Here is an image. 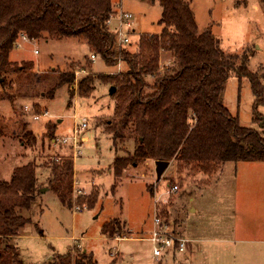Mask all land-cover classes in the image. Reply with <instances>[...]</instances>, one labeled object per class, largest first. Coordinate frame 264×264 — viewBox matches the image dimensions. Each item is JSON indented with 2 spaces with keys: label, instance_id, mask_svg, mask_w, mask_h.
I'll return each instance as SVG.
<instances>
[{
  "label": "rangeland",
  "instance_id": "obj_1",
  "mask_svg": "<svg viewBox=\"0 0 264 264\" xmlns=\"http://www.w3.org/2000/svg\"><path fill=\"white\" fill-rule=\"evenodd\" d=\"M186 1L200 31H211L236 66L246 65L264 84V0ZM113 2L116 7L122 3L124 10L133 15L129 52L138 50L143 34H160L162 9L158 0ZM93 54L83 38L45 35L36 41L19 40L10 60L32 63L33 68L22 75L7 76L5 88L0 82V97L3 94L14 98L13 102L0 99V180L10 181L15 169L29 162L39 166L41 195L24 213L32 222L15 239L23 263L48 264L56 254L71 251L74 257L83 251L91 254L97 264H264V243H260L264 236L256 228L264 225V219L260 213L256 218L249 212L251 207L256 212L262 210L247 201L238 202L237 163H225L215 174L206 176L191 169L180 173L172 161L158 181L155 162L149 160L129 166L116 179L114 160L133 151V136L122 129V139L115 145L109 133L110 127H118L114 123L116 101L110 93V83L96 79L95 89L87 97L80 94L83 78L116 75L111 72L118 63L113 69L107 68L100 58L94 63ZM170 62L171 55L162 53L161 66ZM72 71L77 77L74 84L58 89L54 98L42 95L62 73ZM38 90L40 94L36 96ZM255 100L249 79L233 73L225 85L222 102L242 126L264 135V106L257 110L263 120L256 121ZM37 115L40 117L35 120ZM83 123L88 127L78 133V153L72 138L76 127ZM52 130L55 139L47 136ZM26 131L34 133L36 145L25 140ZM63 139L69 143L63 144ZM60 158L75 162V203L70 207L53 192L51 169L46 167ZM149 186H153V193ZM174 186L178 190L172 191ZM94 193L98 194L94 207L78 204L81 198ZM155 218L161 219L170 233L190 241L187 254L154 257L153 245L146 239L155 228ZM114 219L127 233L122 238L108 239L102 235L101 227ZM243 226H254V231L246 232Z\"/></svg>",
  "mask_w": 264,
  "mask_h": 264
},
{
  "label": "trees",
  "instance_id": "obj_2",
  "mask_svg": "<svg viewBox=\"0 0 264 264\" xmlns=\"http://www.w3.org/2000/svg\"><path fill=\"white\" fill-rule=\"evenodd\" d=\"M162 9L160 34H143L138 50H123L125 65L116 75L87 76L79 83L81 96L95 89L96 79L116 88L114 123L110 127L115 145L122 139L121 130L133 136V151L116 157L113 173L120 179L129 166L145 161H175L178 169L194 170L206 176L215 174L228 162H264V135L241 125L222 102V94L233 73L247 77L256 98V121H262L258 107L264 106V84L248 70L237 67L234 59L221 49L211 31H200L186 0H158ZM116 13L113 0H0V82L5 88L7 76H18L33 68L32 63L11 62L10 56L22 34L30 41L50 38H83L93 55L107 68H115L118 52L116 36L107 20ZM162 53L171 55L169 65L161 66ZM76 71L62 73L43 92L54 98L58 89L76 81ZM39 80V85H40ZM50 93V96H49ZM40 94L38 90L36 96ZM9 99L13 102L12 96ZM27 127V126H26ZM25 131V126L23 127ZM55 139L54 131L47 135ZM25 140L32 146L37 138L26 131ZM38 165L29 162L15 169L10 181L0 180V264H24L15 239L32 222L29 212L41 195ZM51 188L68 207L72 204L74 162L71 158L53 159ZM116 189V184L113 186ZM153 186L149 190L153 193ZM83 199V200H82ZM98 203V194L79 200L85 208ZM105 234L122 238L126 232L118 219L107 222ZM127 233V232H126ZM48 264H97L86 252L71 251L54 255Z\"/></svg>",
  "mask_w": 264,
  "mask_h": 264
},
{
  "label": "built area",
  "instance_id": "obj_3",
  "mask_svg": "<svg viewBox=\"0 0 264 264\" xmlns=\"http://www.w3.org/2000/svg\"><path fill=\"white\" fill-rule=\"evenodd\" d=\"M122 5L123 4L120 3L116 7V13L107 20V26L116 36L115 49L118 52L116 64L118 63L119 65H117L118 68H116L114 72H111L112 74H119L121 72L123 62L121 60L120 54L123 50H126L127 47L130 46V36L134 32L133 15L132 13L125 11ZM19 40L29 41L28 37L25 34H22ZM35 53H37V51H35ZM91 58L95 62L98 57L96 55H92ZM39 117L40 116L37 115L34 117V119L38 120ZM87 127L88 125L86 123H83L81 127H76L75 136L72 138V144L75 148V151L77 150L78 153L81 147L79 139L77 138L78 133L86 130ZM62 143L68 144L69 140L63 139ZM176 190H178V187L174 186L172 191ZM154 224L155 228L150 233V236L148 238V241H150L153 245L152 253L154 257L163 258L170 253L179 252L182 254H187L189 252L190 241L186 240L183 237H180L178 234L170 233L167 229V226L161 222V219L155 218Z\"/></svg>",
  "mask_w": 264,
  "mask_h": 264
},
{
  "label": "crops",
  "instance_id": "obj_4",
  "mask_svg": "<svg viewBox=\"0 0 264 264\" xmlns=\"http://www.w3.org/2000/svg\"><path fill=\"white\" fill-rule=\"evenodd\" d=\"M237 165H238L236 167L237 170L235 171L236 191L238 188L237 200L241 204H242V201L243 202L247 201V204H251V206H256L258 207V209H261L262 212L260 210L259 212H256V210H254L251 207V210L249 212L253 213L252 214L253 217H255V214H256V218L259 216V213H260V217L264 219V162H239L237 163ZM73 174H74V171H73ZM74 190H76V182L73 180L72 205L73 203H75ZM259 205L261 208L259 207ZM248 208L249 207H246V209ZM253 227L254 226L252 227L243 226V230H245L246 232H248L249 230L254 231ZM256 228L259 230L258 233L264 236V225L257 226ZM101 233L104 237H106L103 226L101 227ZM146 240H148V238ZM241 241H246V240H241ZM260 243H264V239H262Z\"/></svg>",
  "mask_w": 264,
  "mask_h": 264
},
{
  "label": "water",
  "instance_id": "obj_5",
  "mask_svg": "<svg viewBox=\"0 0 264 264\" xmlns=\"http://www.w3.org/2000/svg\"><path fill=\"white\" fill-rule=\"evenodd\" d=\"M115 91H116V88L112 87L110 91L111 95H113ZM169 165H170V162H167V161H156L155 162L156 175H157L158 181L162 178L163 174L165 173Z\"/></svg>",
  "mask_w": 264,
  "mask_h": 264
}]
</instances>
